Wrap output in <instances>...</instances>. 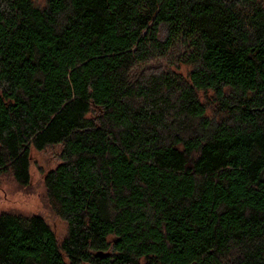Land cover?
I'll return each instance as SVG.
<instances>
[{
	"label": "trees",
	"instance_id": "1",
	"mask_svg": "<svg viewBox=\"0 0 264 264\" xmlns=\"http://www.w3.org/2000/svg\"><path fill=\"white\" fill-rule=\"evenodd\" d=\"M55 145L0 264H264V0H0V175Z\"/></svg>",
	"mask_w": 264,
	"mask_h": 264
},
{
	"label": "rangeland",
	"instance_id": "2",
	"mask_svg": "<svg viewBox=\"0 0 264 264\" xmlns=\"http://www.w3.org/2000/svg\"><path fill=\"white\" fill-rule=\"evenodd\" d=\"M36 5H44V0H33ZM188 51L187 45L179 40L166 58L154 60L149 68L161 67L166 71L186 74L188 68L179 62L178 57ZM137 68L134 72H138ZM207 95L210 96V93ZM203 99V95H201ZM59 145L48 146L41 151L32 149L30 152L29 174L27 186L18 185L9 173L0 175V212L8 211L23 216L40 215L54 232L60 242L66 234V223L60 219L49 204L43 176L59 162Z\"/></svg>",
	"mask_w": 264,
	"mask_h": 264
}]
</instances>
